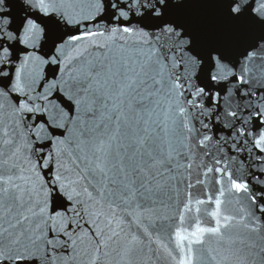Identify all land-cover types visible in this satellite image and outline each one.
<instances>
[{"label":"water","instance_id":"water-1","mask_svg":"<svg viewBox=\"0 0 264 264\" xmlns=\"http://www.w3.org/2000/svg\"><path fill=\"white\" fill-rule=\"evenodd\" d=\"M0 264H264V0H0Z\"/></svg>","mask_w":264,"mask_h":264},{"label":"snow or ice","instance_id":"snow-or-ice-1","mask_svg":"<svg viewBox=\"0 0 264 264\" xmlns=\"http://www.w3.org/2000/svg\"><path fill=\"white\" fill-rule=\"evenodd\" d=\"M157 5H159V6H163V0H157ZM232 11H233V12H238V11H239L238 6H234V7L232 8ZM154 14H156V15L159 14V8H158V7H154Z\"/></svg>","mask_w":264,"mask_h":264}]
</instances>
